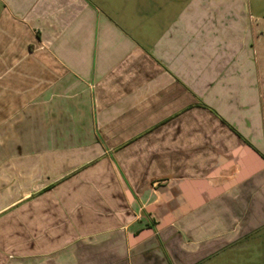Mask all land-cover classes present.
Instances as JSON below:
<instances>
[{"label":"crops","instance_id":"obj_1","mask_svg":"<svg viewBox=\"0 0 264 264\" xmlns=\"http://www.w3.org/2000/svg\"><path fill=\"white\" fill-rule=\"evenodd\" d=\"M261 210L264 0H0V264H203Z\"/></svg>","mask_w":264,"mask_h":264},{"label":"rangeland","instance_id":"obj_2","mask_svg":"<svg viewBox=\"0 0 264 264\" xmlns=\"http://www.w3.org/2000/svg\"><path fill=\"white\" fill-rule=\"evenodd\" d=\"M260 225L249 232L245 238L218 256L203 264H264V212L258 213Z\"/></svg>","mask_w":264,"mask_h":264}]
</instances>
